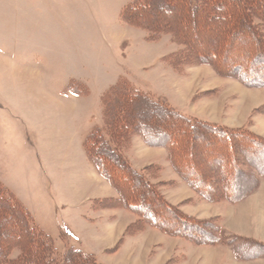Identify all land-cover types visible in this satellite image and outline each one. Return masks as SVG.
I'll return each instance as SVG.
<instances>
[{
	"label": "rangeland",
	"instance_id": "rangeland-1",
	"mask_svg": "<svg viewBox=\"0 0 264 264\" xmlns=\"http://www.w3.org/2000/svg\"><path fill=\"white\" fill-rule=\"evenodd\" d=\"M134 1L0 0V184L30 211L59 255L72 246L93 252L98 263L108 259L112 264H264V256L234 259L229 244L193 245L150 226L133 234H125V226L116 242L99 253L100 243L91 242L88 226L101 222L87 220L97 199L70 206L74 199H84L75 197L73 188L74 176L88 164L83 141L95 128H103L108 138L102 97L121 80L183 115L246 127L264 136V113H253L264 104V88L219 76L210 64L174 69L172 55L184 44L172 40L170 33L154 37L128 23L123 11ZM175 10L166 15L173 25L181 21ZM71 81L84 93H63ZM138 136L121 145L122 154L128 159L130 152L137 167L160 163V173L169 178L167 149L148 146ZM256 188L239 204L202 200L183 205L197 218H215L228 236L264 242V176ZM187 194L184 189L181 197ZM126 215L132 222L137 219L133 212ZM11 238L6 234L4 240ZM124 243L128 247L119 254ZM19 254L20 249L13 247L8 256Z\"/></svg>",
	"mask_w": 264,
	"mask_h": 264
},
{
	"label": "trees",
	"instance_id": "trees-1",
	"mask_svg": "<svg viewBox=\"0 0 264 264\" xmlns=\"http://www.w3.org/2000/svg\"><path fill=\"white\" fill-rule=\"evenodd\" d=\"M172 9L181 16L177 25L166 16ZM123 17L147 29L150 36L170 33L172 40L184 44L181 52L172 55L174 69L181 70L177 67L184 64H210L219 76L234 78L246 87L264 88V0H135ZM84 91L71 81L63 93ZM102 103L109 136H104L103 128H95L83 147L89 162L117 196L95 200V208H124L136 214L125 234L150 226L196 245L229 244L238 260L264 256V242L228 236L215 218L191 216L168 202L159 184L149 179L155 175L156 165L137 170L121 152V145L127 146L132 135H139L148 146L166 147L170 166L199 198L234 204L254 192L264 176V136L246 127L183 115L122 80L103 95ZM253 113L263 114L264 104ZM6 234L12 238L4 240ZM13 247L20 254L9 258ZM0 264L100 263L72 246L59 255L52 238L0 184Z\"/></svg>",
	"mask_w": 264,
	"mask_h": 264
},
{
	"label": "crops",
	"instance_id": "crops-1",
	"mask_svg": "<svg viewBox=\"0 0 264 264\" xmlns=\"http://www.w3.org/2000/svg\"><path fill=\"white\" fill-rule=\"evenodd\" d=\"M66 94H68V93H66ZM69 94H72V93H69ZM138 137H140V136H138ZM81 147H82V142H81ZM165 149H167V148L165 147ZM129 153L130 152H128V161L137 170H141V169H143L144 167H146L148 165H156L157 171L154 173L155 175H152L151 177L149 176L150 181L152 183L159 184V189H160V191L162 192V194L164 195V197L166 198V200L168 202H170L173 205L179 206V208L182 211H184L185 213H187V214H189L191 216L195 215L194 213L186 210L185 209L186 205H183V204H185L188 201L189 202L191 201L193 204H196V201H200L202 203H203V201L187 185V183L184 180H182L176 174V172H174V170L172 169V167L170 166V164H169V162L167 160V154H166L167 150H166L165 154H166V160H167V163H168L167 165H168V168L171 171V175H170L169 178H165V179H164V176L162 175V173H160V172H162V168H163V166H161L160 163L152 162L150 164H143L141 167H139V166L137 167L130 160V158H129L130 154ZM85 158H86V156H85ZM86 161H87L88 164L83 165L84 167L79 172L80 174L77 175V176H74L75 185L73 186V188L76 189L74 191L75 192V197H82L84 199H79V198L78 199H74L73 201H71L70 206L71 205L72 206H79L80 204H84L85 201L88 200V199L89 200H92V199L95 200V199H103V198H112L113 196L114 197L117 196L116 191L109 184V182L106 181L97 172L96 169L94 170L92 168V166L89 164L87 158H86ZM173 173L176 174L177 176H175ZM79 181L82 182L84 185L81 184V183H77ZM187 187L191 189L193 194L188 190ZM184 189H186L189 194H187L186 196L181 197L182 190H184ZM167 190H173L174 194H171V196H169ZM88 191H90V192H88ZM253 193L254 192H252L251 194L253 195ZM250 195L245 197L243 200L246 201ZM243 200H241L240 202L242 203ZM240 202L234 203V204H239ZM207 204H209V203H207ZM227 204H231L232 205V203H227ZM90 205L92 206V202H91ZM26 210H27V208H26ZM89 211H90V213L88 214L87 220H90V221L99 220L101 222V223H98V224H90V226L87 225L88 227L92 228V231H91L92 234L90 233L91 234V236H90L91 242L94 241L95 243H97V241H98L100 243V246L97 245V247H96L98 249L99 253H100V249H102V250L109 249L116 242L117 238L122 234L123 230L125 229V226H127L129 223L132 222L130 220V217L128 215H126L128 210H126L124 208H114V207H106V208H101V209L93 208V209H89ZM29 213H30V211H29ZM218 217H220V216H218ZM124 218H125L126 221L123 220ZM121 220H123V223L121 222ZM83 223H87V222L83 221ZM40 229L43 230L42 228H40ZM137 235L138 234L136 233V234H134V235H132L130 237H127L126 241H128L129 239H132L133 237H135ZM206 246H214V245H206ZM90 247H91V245H90ZM127 247L128 246L124 243V245L121 246L119 248V250H118L119 254L123 253L127 249ZM89 253H90V256L91 255L93 256V258L95 257V254L93 252H89ZM89 253H87V254H89ZM234 259H236V258L234 257ZM236 260H238V259H236ZM169 261H170V259H169ZM239 261H242V260H239ZM243 261H246V260H243ZM112 262L110 260H108V259H105V261L103 260V263L101 261L100 264H112ZM114 263H115V261H114Z\"/></svg>",
	"mask_w": 264,
	"mask_h": 264
}]
</instances>
